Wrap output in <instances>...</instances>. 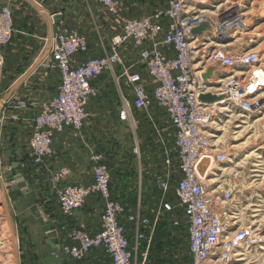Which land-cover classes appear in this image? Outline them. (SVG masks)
<instances>
[{"label":"built area","instance_id":"obj_1","mask_svg":"<svg viewBox=\"0 0 264 264\" xmlns=\"http://www.w3.org/2000/svg\"><path fill=\"white\" fill-rule=\"evenodd\" d=\"M3 1L0 5V76L5 67L2 50L11 43L15 29L10 6L14 0ZM96 2L111 16L121 17L120 0ZM239 4L237 0H166L165 8L154 14L123 19L121 33L111 41V53L80 63H75L74 59L90 52L88 38L76 31H64L61 24L58 26L42 66L58 70L60 83L56 95L39 105L30 125L26 146L32 165L43 169L55 156L56 135L67 130L82 131L90 117V101L97 96L93 81L107 72L113 73L119 85L122 122H132L133 111L156 110L167 116L179 163L174 191L178 205L175 207L166 199L171 186L168 176L158 182L164 196L153 217L143 215L141 209L127 217L135 231L133 247L123 222L125 207L113 198L112 174L102 153H93L90 157L93 176L90 185L66 183L70 173L67 168L55 171L50 182L63 215L72 217L93 196L104 202L101 231L90 235L81 229L71 230L61 256L82 260L92 249L104 248L110 264H138L137 251L146 238L145 230L176 208L182 211L187 226L192 264H209L217 254L224 256L255 242L251 229H234L238 218L233 208H228L232 194L211 192L210 171L208 168L204 174L200 171L206 159L215 164V168L226 161L224 153L213 149L211 133L215 110L221 106V101L201 102L200 97L208 94V83L212 79L205 81L203 75L211 67L216 68L214 74L220 69L235 74L240 69L251 72L259 65V56L254 52L231 54L216 47L222 44H216L215 40L231 37L241 28ZM53 24L56 25L55 21ZM202 25H208L209 29L194 34L193 30ZM206 44L213 49L204 53ZM127 47L137 51L132 63L120 52ZM247 79L245 93L257 90L259 85L252 86L255 73ZM229 95L234 97L232 93ZM141 264H146V259Z\"/></svg>","mask_w":264,"mask_h":264},{"label":"rangeland","instance_id":"obj_2","mask_svg":"<svg viewBox=\"0 0 264 264\" xmlns=\"http://www.w3.org/2000/svg\"><path fill=\"white\" fill-rule=\"evenodd\" d=\"M16 1L14 0L13 3ZM20 1L27 3L25 0ZM120 1L122 3L120 18L111 16L96 2L101 14V22H97L98 19L96 20V18V22H94L91 17L87 16L80 19L78 23L74 22L75 29L72 28L71 31L79 32L89 40L94 41L96 57L111 53V41L121 33L123 19L149 16L166 6V0ZM237 1L241 7L237 9V13L244 11L242 13L246 14L245 19L242 20L244 22L237 31L238 34L236 32L235 37L228 36L215 40L216 44H222L216 45V47H221L226 53L231 54L256 51L260 52L263 58L264 0ZM38 2L44 7L43 2L46 0H39ZM2 4L4 1L0 0V5ZM30 9H33L41 26L45 17L39 14L37 7ZM238 15L241 14L238 13ZM36 30L43 32L40 28H36L35 33ZM260 34L263 35L262 40L257 38L261 36ZM13 39L14 35L12 41ZM226 45L229 47L224 48ZM49 47V38H47L42 41L41 57ZM120 52L131 63L137 55V51L132 47L123 48ZM4 56L5 67L0 76V106L1 101L7 96L11 88L32 68L25 72L26 69L13 64L10 59L11 56L5 54ZM116 72L119 75V69H116ZM232 75L220 69L216 78L211 79V83H208V87L219 88L221 85L225 87L223 81L230 79L229 77ZM240 77L231 80L232 84L240 82ZM93 86L97 95L98 93L101 94L97 100L101 110L92 114L89 120L95 122L99 127L96 131L98 136L96 144L100 153L105 156L112 174V183L115 185L113 198L125 207L126 215L123 222L127 225V217L135 214L139 209L143 211V215L153 217V214L161 207L164 196L158 189V182L168 176L171 178V186L169 192L166 193V199L176 207L178 200L174 191L176 179L179 176V163L173 146V132L167 116L156 110L146 113L133 111L131 114L133 121L122 122L119 116L121 107L119 85L113 73L107 72L94 80ZM18 92L19 90L16 93ZM16 93L0 112V167L2 174L0 189L3 191L7 186L6 176L21 174L23 176L21 181L27 183L30 192H37V196L32 198L23 195L22 199L12 202L5 191L16 236L14 238L18 240L19 261L17 256L16 259L14 256L16 248L8 242L12 235L8 230L10 227L5 210L0 204V264L25 263L24 250L27 247L25 239L29 233V220L32 222L34 218L32 207L38 203L42 204L45 192L49 191L51 183L46 177H42V169L32 165L28 157L27 146L23 143H17L24 132V128L19 127L18 123L21 124L23 114H11L10 112H24L30 108L38 110L39 103L38 106L32 105V101L38 93H27L25 103L21 102L20 104H16L17 102L14 100ZM259 93L261 91L256 92L255 96ZM47 101L44 100L41 104ZM27 103L31 104L27 105ZM22 104L24 105L22 110L16 109V107H22ZM225 105L219 108L220 114L213 119L211 133L213 135V149H219L222 153L228 154L229 157L213 171H211L209 164L210 190L217 194L222 191L232 194L233 200L228 208H233V212L238 218V223L234 229L241 227L252 229L255 242L243 245L231 253L227 252L224 256L217 254L209 264H264V240L261 239L264 238V104L260 106L259 113L252 116L245 115L236 107ZM13 163H20L18 170H12ZM0 196V202H3L2 195ZM166 219L184 221V216L182 211L176 208L174 212L165 214L157 223L153 221L142 246L137 251V259L141 262L146 259V264H192L185 235H181L173 242L171 240L172 233L168 231L169 227L165 223ZM132 230L135 236L134 228ZM130 233L129 239L132 235L131 230Z\"/></svg>","mask_w":264,"mask_h":264},{"label":"crops","instance_id":"obj_3","mask_svg":"<svg viewBox=\"0 0 264 264\" xmlns=\"http://www.w3.org/2000/svg\"><path fill=\"white\" fill-rule=\"evenodd\" d=\"M25 2L27 1L25 0ZM43 3L50 18L54 19L55 16L59 14L62 16L61 25L63 30L67 32L75 29L74 22L78 23L80 19L85 16L91 17L94 22H96L97 19V22H101V14L97 8L95 0H46V2ZM55 6L56 8H54ZM11 8L15 23L14 39L8 47L4 48L3 52L5 55L11 56L10 59L13 61V64L23 67L22 69H26V72L31 67L36 65L38 59L41 57L42 41L49 38L52 24L49 23L48 19L39 11V14L45 17V21L42 22V25L40 26L39 20L36 18L33 9H30L36 7L28 2L22 3L20 0H17L15 3L11 4ZM99 24L101 25V23H98V25ZM36 28H40L43 32L36 30L37 32L35 33ZM93 42L94 41H91V39L89 40V43L91 44L89 54L86 56L82 55L76 57L74 59L75 63H80L85 61L87 58L97 56V52L94 50ZM59 83V71H51L41 65L19 89V92L16 93L14 100H16V104H20L21 102L25 103L27 93H38L37 97L34 101H32V105L36 104L38 106V103L40 105L42 101L50 100L56 95ZM100 96L101 94L98 93L96 97L91 99L88 106L90 116L101 110L97 102ZM29 104L31 103H27V105ZM23 106L24 105L22 104V107H16V109L22 110ZM10 112L11 114H23V117H21V124L20 122L18 123L19 127L21 126L24 128V132L22 133V137L17 140V143H23L26 145L30 125L38 110L30 108L26 109L24 112ZM98 129V125L88 119L82 131L74 132L72 130H67L65 133L56 135L54 140L55 156L49 160L45 168L42 169V177H46L50 183L52 174L55 171L61 168H67L70 173L66 178V183L85 186L90 185L93 181L92 163L90 157L93 153H100L96 144L98 141L96 131ZM114 188L115 185L112 183V194ZM23 191L24 189L21 190V195L31 196L32 198L37 196V192L33 191L28 194H24ZM35 205L39 211L36 213L32 211L34 220L32 219V222L29 220V233L27 237L25 236L27 247L24 250V254L26 256L24 264H45L43 255L44 250L47 248L45 245L46 235L37 222V218L39 217L41 211L45 212V218L47 220H53L56 223L57 230H60V232H58V237L62 247L67 245L68 231L71 229H81L90 235H95L102 229L104 202L98 196L91 197L84 208L76 211L72 217H67L61 212L58 200L50 183L49 191L45 192L42 204L38 203V205ZM126 223L127 235L131 234L130 230L132 232L130 243L133 247L135 244V236L132 228L134 227L130 222ZM165 223L169 227L168 231L172 233L171 240L174 242L175 239H178L181 235H185V242L188 247L189 240L185 222L177 221L175 219H166ZM149 229H146L145 233H148ZM136 261L138 264H141V261H139L137 257ZM110 262V257L104 248H95L89 251V253L82 260H76L70 256L62 254V261L60 264H110Z\"/></svg>","mask_w":264,"mask_h":264},{"label":"water","instance_id":"obj_4","mask_svg":"<svg viewBox=\"0 0 264 264\" xmlns=\"http://www.w3.org/2000/svg\"><path fill=\"white\" fill-rule=\"evenodd\" d=\"M26 1L30 3L31 5L37 7L39 11L41 12V14L44 15L48 19L49 23L52 24V28L49 34V45H50L52 38L58 32V26L62 23V16L60 14L55 16L54 20H55L56 25H54L53 19L50 18L46 9L41 4H39L38 1L36 0H26ZM205 29H209V26L202 25L199 28L194 29L193 33L202 34V32ZM49 52H50V47L47 49L46 53L39 59L36 65L32 67L23 77H21L17 81V83L11 88L7 96L1 101L0 112L3 110V108L8 103V101L12 99L14 94L30 78V76L42 65L43 61L48 56ZM215 72H216L215 67L209 68L207 73L203 75V79L205 81H208L214 75ZM200 100L203 103L212 104V103L221 101V98L213 94H204L200 97ZM209 164H210V161L207 159L202 162L200 166V171L202 174L205 173V171L209 167ZM19 167H20V163H13L12 170L16 171L19 169ZM22 179H23V176L21 174L19 175L10 174L5 177V182L7 183V186L2 192L3 207L5 210L7 222L11 230L13 229L11 211H10L7 199H6L7 196L5 194V191L7 192V195L11 199L12 202L22 199L23 194L22 195L20 194L22 189H24L23 191L24 194L30 193V189L27 188V183L24 181H21ZM1 180H2V174H1V167H0V181ZM32 211L36 213L37 211H39V209L35 206L32 208ZM45 216H46L45 212L41 211L39 217L37 218L39 227L42 229V231L46 235L45 245L47 246V248L44 250V255H43L44 263L45 264H60L62 261V256H61L62 246H61V242L58 237L57 225L53 220H47Z\"/></svg>","mask_w":264,"mask_h":264},{"label":"bare ground","instance_id":"obj_5","mask_svg":"<svg viewBox=\"0 0 264 264\" xmlns=\"http://www.w3.org/2000/svg\"><path fill=\"white\" fill-rule=\"evenodd\" d=\"M238 8H241V7H238ZM242 12H244V11H242ZM242 12L241 11L238 12L241 14V15H238L241 20L245 19V16H246V14L242 13ZM237 34H238V32H237ZM235 35H236V32L234 34H232L233 37H235ZM246 35H248V34H246ZM261 37H263V35L258 36L257 37L258 40H260ZM207 45H209V44H206V48L204 50V53L210 52L213 49V46H211V45L207 46ZM227 47H229V45L224 46V48H227ZM250 52H254V51H250ZM254 53L258 54V56H259V65L255 66V68H253V70H251V72H247L246 70L245 71L237 70V72L235 74H233L232 76L229 77L230 79L223 81L225 83V87L221 85V87H219V88H214V87L208 88V90H207L208 94H213V95H216V96L221 98V102H220L221 106L216 107L215 115L218 116L220 114L219 108L223 107L225 104H226L225 106L236 107L240 112L245 113V115H248V116H252L256 113H259L260 106L264 104V57L262 58V56L260 55V52L255 51ZM238 71H242V72H238ZM253 73H255V81L252 83V86L256 87L259 85L258 89L257 90L253 89L250 92L245 93V85L248 82L247 77ZM216 75L217 74H214V76H212L211 78L213 79V77H216ZM238 77L241 78L240 82L239 81L237 82V80H236L237 83L232 84L231 80H233V79L235 80V78L238 79ZM235 85L237 87H234ZM259 91H261V93H259L255 96L256 92H259ZM230 93L234 94V97L232 96V98H231V96L229 95ZM225 156L228 159L229 155L225 154ZM210 166H211L210 167L211 171H213L215 169V164L212 165L210 163ZM2 192L3 191L0 189V195H2ZM2 199H3V195H2ZM0 201H1V198H0ZM0 204L3 207V202H0ZM3 209H4V207H3ZM12 226H13V224H12ZM8 230H10V234L12 235L9 237L8 242H10V244L16 248V252H15L14 256H15V259L17 256L18 261H19L18 245H17L18 240L16 238H14V237H16L14 227L12 230L10 228ZM253 234H254V232H253ZM261 239L264 240V238H261Z\"/></svg>","mask_w":264,"mask_h":264}]
</instances>
